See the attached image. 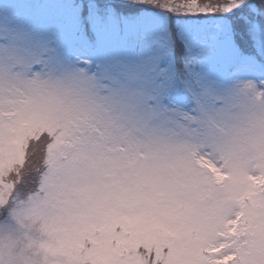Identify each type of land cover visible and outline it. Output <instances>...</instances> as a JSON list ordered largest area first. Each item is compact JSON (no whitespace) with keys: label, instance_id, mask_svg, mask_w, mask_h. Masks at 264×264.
<instances>
[{"label":"snow or ice","instance_id":"1","mask_svg":"<svg viewBox=\"0 0 264 264\" xmlns=\"http://www.w3.org/2000/svg\"><path fill=\"white\" fill-rule=\"evenodd\" d=\"M11 2L17 7L0 11V84L57 66L85 68L106 85L135 91L150 108L181 109L185 116L192 105L223 113L234 88L264 94V0ZM85 47L89 55L82 54ZM137 53L133 69L125 56ZM241 71L253 78L235 83ZM78 127L71 112L47 106L0 111V264H68L59 226L73 213L117 200L132 205L122 212L145 219L114 226L108 243L116 264H225L232 256L264 264L247 239L218 248L210 242L234 235L228 226L242 215L236 205L243 208L249 195L264 200V157L252 165L218 164L205 154L195 161L200 171L188 168L186 179L162 164H145L114 191L117 182L106 179L111 158ZM123 151L129 164L138 163ZM34 173H41L36 200L57 209L48 220H32L35 213L22 207ZM181 207L211 220L203 236L180 230L174 214Z\"/></svg>","mask_w":264,"mask_h":264},{"label":"clouds","instance_id":"2","mask_svg":"<svg viewBox=\"0 0 264 264\" xmlns=\"http://www.w3.org/2000/svg\"><path fill=\"white\" fill-rule=\"evenodd\" d=\"M47 106L71 112L78 133L91 146L110 157L105 165L109 183L135 179L140 166L162 164L174 178L186 179L187 169L208 154L218 164H255L264 157V94L234 88L223 113H211L192 105L183 110L150 108L135 91L106 85L92 70L57 66L47 72L24 74L0 84V111ZM7 119V117H6ZM123 149L131 150L136 164H129ZM47 150L40 167L47 170ZM206 171V170H205ZM22 191L23 208L35 213L32 220H48L57 209L36 200L41 173Z\"/></svg>","mask_w":264,"mask_h":264},{"label":"rangeland","instance_id":"3","mask_svg":"<svg viewBox=\"0 0 264 264\" xmlns=\"http://www.w3.org/2000/svg\"><path fill=\"white\" fill-rule=\"evenodd\" d=\"M17 7L11 0H0V11L7 12ZM159 54H164L163 37L160 38ZM82 54L89 55L87 48L82 49ZM117 55H121L117 53ZM129 67L135 69L139 61V54L129 57ZM135 71L131 73L135 78ZM252 74L241 71L237 73L235 83H242L252 79ZM132 205L121 200L114 202L113 206L100 207L92 212H78L70 215L58 228L61 236V250L68 264H116L117 252H114L108 243L113 228L116 224H134L142 222L145 217L137 214H125L120 209ZM236 212H242L238 218L233 217V222L228 226L230 233L223 237H214L211 243L218 248L220 243L231 246L238 240L247 239L248 246L253 250L256 257L264 260V200H255L249 195L245 206L240 208L236 205ZM174 221L181 231L188 232L192 236L201 237L211 220L202 218L194 212L179 208L174 214ZM132 242L122 244L121 249H127ZM91 245V247H87ZM119 251V250H117ZM212 254L211 252L209 253ZM241 256L225 257V264H242Z\"/></svg>","mask_w":264,"mask_h":264}]
</instances>
